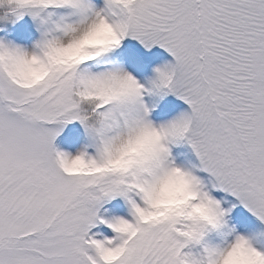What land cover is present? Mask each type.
Wrapping results in <instances>:
<instances>
[{
	"label": "snow or ice",
	"instance_id": "1",
	"mask_svg": "<svg viewBox=\"0 0 264 264\" xmlns=\"http://www.w3.org/2000/svg\"><path fill=\"white\" fill-rule=\"evenodd\" d=\"M25 18L35 35L0 38V264H217L241 242L264 257L225 231L230 210L212 194L264 223V0H0V25ZM100 25L112 41L91 40ZM126 39L172 57L147 86L113 58ZM75 46L85 54L55 59ZM26 60L46 71L31 86L13 74ZM145 95H173L188 109L156 123ZM75 122L89 144L73 153L56 141ZM144 128L160 135L153 152L108 169ZM179 144L198 165L174 161ZM177 169L191 181L189 207L206 205L208 216L148 219L151 189ZM113 201L121 206L106 209Z\"/></svg>",
	"mask_w": 264,
	"mask_h": 264
},
{
	"label": "rangeland",
	"instance_id": "2",
	"mask_svg": "<svg viewBox=\"0 0 264 264\" xmlns=\"http://www.w3.org/2000/svg\"><path fill=\"white\" fill-rule=\"evenodd\" d=\"M4 29L0 31V38L12 39L16 42H22L29 39V34L35 35L31 22L25 19L17 25H0ZM120 66L132 74L142 84L147 86V82L153 78L154 70L168 62L172 61V57L163 49L154 47L151 50H146L139 42L126 39L122 47L117 50L113 57ZM145 103L151 108L150 119L156 123H162L172 119L180 112L186 111L188 106L177 97L168 95L166 97H144ZM78 122L66 126L63 133L58 137L56 144L62 150L75 153L89 144V139L84 131L76 126ZM91 152V149H89ZM171 154L174 161L184 167H193L198 165V160L193 151L187 144H179L173 146ZM205 180L207 174L197 173ZM213 196L221 201V205L225 210H230L227 220L226 232L230 229L235 234L244 235L251 238L254 246L264 250V223L259 221L252 213L243 207L234 197L223 192H213ZM235 205V207H233ZM119 201H113L105 205L106 209L120 207ZM209 240L213 243L220 242L218 234H211ZM193 252L198 249L193 248Z\"/></svg>",
	"mask_w": 264,
	"mask_h": 264
},
{
	"label": "clouds",
	"instance_id": "3",
	"mask_svg": "<svg viewBox=\"0 0 264 264\" xmlns=\"http://www.w3.org/2000/svg\"><path fill=\"white\" fill-rule=\"evenodd\" d=\"M90 38L93 42L99 44L107 43L114 39L111 30L104 25H100L95 29ZM84 54L80 46H75L57 52L55 59L58 62H68ZM13 74L22 84L31 86L43 79L46 71L34 61L26 60L13 68ZM159 141L160 135L154 129H141L121 143L118 150L106 162V167L110 170L127 169L134 163L148 157L157 147ZM72 167L74 170H79L83 166L74 164ZM150 198L151 207L147 214L148 219H159L181 213L201 218L208 216L206 205L195 208L189 207L190 201L193 198L191 181L179 169L173 170L163 176L151 189ZM244 237L253 244L251 238ZM217 264H264V257L256 255L251 251L248 244L241 242L231 251L221 256Z\"/></svg>",
	"mask_w": 264,
	"mask_h": 264
},
{
	"label": "trees",
	"instance_id": "4",
	"mask_svg": "<svg viewBox=\"0 0 264 264\" xmlns=\"http://www.w3.org/2000/svg\"><path fill=\"white\" fill-rule=\"evenodd\" d=\"M25 19H27V18H25ZM76 127L79 128L80 130L84 131V129L82 128V126L80 124H78ZM85 134H86V132H85Z\"/></svg>",
	"mask_w": 264,
	"mask_h": 264
}]
</instances>
